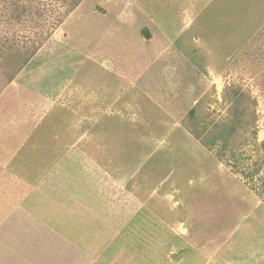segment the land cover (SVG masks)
<instances>
[{
  "label": "rangeland",
  "instance_id": "rangeland-1",
  "mask_svg": "<svg viewBox=\"0 0 264 264\" xmlns=\"http://www.w3.org/2000/svg\"><path fill=\"white\" fill-rule=\"evenodd\" d=\"M0 264H264V0H0Z\"/></svg>",
  "mask_w": 264,
  "mask_h": 264
},
{
  "label": "trees",
  "instance_id": "trees-1",
  "mask_svg": "<svg viewBox=\"0 0 264 264\" xmlns=\"http://www.w3.org/2000/svg\"><path fill=\"white\" fill-rule=\"evenodd\" d=\"M189 112H191V110Z\"/></svg>",
  "mask_w": 264,
  "mask_h": 264
},
{
  "label": "crops",
  "instance_id": "crops-1",
  "mask_svg": "<svg viewBox=\"0 0 264 264\" xmlns=\"http://www.w3.org/2000/svg\"><path fill=\"white\" fill-rule=\"evenodd\" d=\"M258 18V17H257ZM146 52V51H145Z\"/></svg>",
  "mask_w": 264,
  "mask_h": 264
}]
</instances>
